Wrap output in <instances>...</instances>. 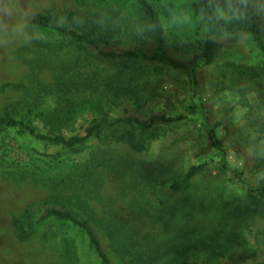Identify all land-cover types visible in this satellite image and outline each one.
Masks as SVG:
<instances>
[{
    "label": "rangeland",
    "instance_id": "374dc122",
    "mask_svg": "<svg viewBox=\"0 0 264 264\" xmlns=\"http://www.w3.org/2000/svg\"><path fill=\"white\" fill-rule=\"evenodd\" d=\"M146 1L166 52L194 63L195 96L189 71L99 54L155 51L132 0H0V118L68 139L100 118L186 117L144 134L143 152L120 140L131 126L68 150L1 128L0 264H102L85 232L43 219L48 210L87 221L111 264H264V197L252 190L264 185V172L254 171L264 158V0L211 1L218 19L209 65L200 0ZM67 12L99 50L57 30L71 29ZM40 14L50 26L32 28ZM198 166L184 192L171 190Z\"/></svg>",
    "mask_w": 264,
    "mask_h": 264
},
{
    "label": "trees",
    "instance_id": "16d2710c",
    "mask_svg": "<svg viewBox=\"0 0 264 264\" xmlns=\"http://www.w3.org/2000/svg\"><path fill=\"white\" fill-rule=\"evenodd\" d=\"M134 1L146 14L148 24L153 32L156 48L155 51L151 54H146L140 51H131L127 53H114V52H104L100 51L97 45L86 36H83L75 31V29L79 26L80 22L78 16L74 12H67L65 13L66 18L68 20L69 27L71 28L69 31H66L62 28L57 29L61 34H65L70 36L73 40L83 42L87 45H90L99 50V54L108 59H129V60H143L147 62H157L167 65L173 69L177 70H185L189 71L190 74V83H191V90L192 94L195 96L198 92L199 84L198 80L195 77L194 63L192 64H185L180 61L174 60L165 49V42H164V31L161 26L159 17L155 8L149 4L146 0H132ZM212 0H200L195 5V12L196 14L202 16L206 23H207V34L205 37V45L204 50L202 52L201 58L203 59L204 65H209L212 62L213 54L215 50L216 43L213 39V33L216 29V21L218 19V14L215 9L211 6ZM252 21V30L255 34L259 32V24L256 21L254 15H251ZM49 20L44 15H37L31 22L32 28H47L49 27ZM261 50L264 52V42L260 41ZM185 116H177V117H167V116H155L148 121H141L137 118H126V119H118L114 122H110L106 118H100L95 121L87 130L86 135L81 136H72L70 138H66L62 135L56 136H44L41 134H37L35 129L24 122L23 120L15 119L9 115H6L3 118H0V129L1 128H18L25 133H28L30 136L35 138L38 141L46 142L53 145H61L64 148L71 149L76 146L84 144L87 140H89L92 136L96 133L100 132L103 129H110L117 126H131L133 130L137 131L140 135L137 136L135 131H128L125 135H123L120 140L127 144L133 151L136 152H143L146 148V139L144 138V134H146L149 130H151L156 125H168L181 122L185 120ZM210 137L214 143L217 145L216 138L210 134ZM203 166L194 167L189 170L181 182L176 183L171 186V190L176 193L184 192L190 185L191 180L200 172ZM256 173L264 172V158L259 159L256 163L254 168ZM241 182L246 184L244 180H242L241 175H238ZM255 192L260 193L262 197H264V185L259 188L252 189ZM48 218H56L61 221H67L72 223L73 225L80 228L85 234L88 236L92 248L95 250L97 255L102 261V264H111L108 256L103 251L98 238L96 237L95 233L92 231L89 223L87 221H78L72 214L68 212H64L61 210H48L46 215L43 219ZM18 222L13 220V225L17 226ZM18 239L23 241L25 239L24 235H18Z\"/></svg>",
    "mask_w": 264,
    "mask_h": 264
}]
</instances>
